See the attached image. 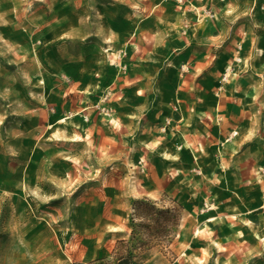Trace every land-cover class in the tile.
<instances>
[{
    "label": "rangeland",
    "instance_id": "obj_1",
    "mask_svg": "<svg viewBox=\"0 0 264 264\" xmlns=\"http://www.w3.org/2000/svg\"><path fill=\"white\" fill-rule=\"evenodd\" d=\"M162 1L165 18L117 0H0V264H264V127L238 142L220 116L194 148L175 121L200 25L218 37L202 49L219 63L206 95L242 107L243 89H264V0ZM133 40L168 42L152 56L178 74L159 130L180 155L155 195L147 148L134 160ZM139 199L169 213L141 219Z\"/></svg>",
    "mask_w": 264,
    "mask_h": 264
},
{
    "label": "crops",
    "instance_id": "obj_2",
    "mask_svg": "<svg viewBox=\"0 0 264 264\" xmlns=\"http://www.w3.org/2000/svg\"><path fill=\"white\" fill-rule=\"evenodd\" d=\"M117 1L131 3L136 14L145 18L160 16L165 18L169 14L168 10L160 8L162 0ZM209 29L200 25L196 31L198 35L196 37L190 35L184 42L185 48H195L196 52L199 50L197 52L199 54L192 57L190 61L193 65L192 71L183 78L185 86L181 87V111L176 116L175 121L182 135L186 138L187 144L194 148L199 143H207L206 135L211 133L214 138L218 136V117L220 116L223 117L222 128L226 136L229 131L238 130L241 137L234 139V141L238 140L239 142L243 138L246 139L243 141H248L252 138L253 134L251 133L256 127L259 130L264 127V99H261L264 98L263 88L255 91L243 89L245 99L247 97V104H242V107L224 105V103L220 105L219 99L212 93L209 96L206 95L207 90L202 87V84L216 74L219 66L218 61L214 59L215 55L202 52L203 48H207L208 43L212 47L218 42V37L213 32V26ZM206 38L210 40H206ZM160 45L168 47L169 43L155 41L141 43L139 40H133L128 45V78L133 83L131 85L134 88L129 94H126V98H134V160L140 157V150L147 148L146 156L151 161L148 163L149 176L147 177H152V186H154L153 190L148 189V195H155L163 188H171L173 182L169 177V173L172 171L169 162H175L180 155L179 151H174L171 147L174 140L180 141V136L172 133L170 137L175 139L170 141L159 130V123L169 112L167 106L168 94L165 89L167 85H171L172 78L170 76H172V73L175 72V75H178L175 68L171 66V62L167 63L152 56V50ZM135 49L140 50L134 53ZM249 76L253 77L255 75L250 74ZM259 81H261V77H259ZM261 86L260 82L259 87ZM253 97H255V100H252ZM208 101L212 104L208 105L206 103ZM260 134L259 132V137ZM246 152L247 150L243 151L244 154ZM160 156L164 158L162 159ZM156 160H162L164 162L163 166L157 163ZM153 161L156 162L153 163Z\"/></svg>",
    "mask_w": 264,
    "mask_h": 264
},
{
    "label": "trees",
    "instance_id": "obj_3",
    "mask_svg": "<svg viewBox=\"0 0 264 264\" xmlns=\"http://www.w3.org/2000/svg\"><path fill=\"white\" fill-rule=\"evenodd\" d=\"M136 215L141 219H148L158 222L160 220V216H164L168 214V211H162L155 207V205L149 200L139 199L134 202V207ZM80 264H107L103 260H95L89 263H80ZM115 264H144L141 261H137L134 259L132 254L119 255Z\"/></svg>",
    "mask_w": 264,
    "mask_h": 264
}]
</instances>
